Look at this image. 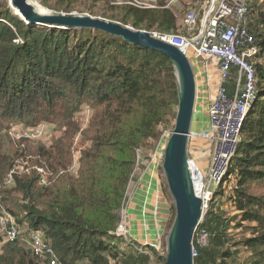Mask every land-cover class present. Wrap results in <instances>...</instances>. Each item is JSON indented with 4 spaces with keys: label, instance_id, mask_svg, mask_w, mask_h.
<instances>
[{
    "label": "trees",
    "instance_id": "16d2710c",
    "mask_svg": "<svg viewBox=\"0 0 264 264\" xmlns=\"http://www.w3.org/2000/svg\"><path fill=\"white\" fill-rule=\"evenodd\" d=\"M261 1L263 10L257 21L249 13V28L260 49L255 63L258 93L226 176L215 187L201 223V228L209 232L210 242L201 247L195 240V264H235L239 250H223L229 243V219H223L216 207V199L224 198L227 188L231 189L227 198L239 214L237 225L251 223V236L242 240L252 252L250 261L264 264V0ZM119 9L122 15L113 11L110 19L124 25L156 29L163 34L185 31L171 9ZM85 101L98 109L86 131L92 145L84 151L79 174L74 177L59 169L70 162L68 149L77 129L71 116ZM177 104L175 68L161 51L92 28L29 26L9 9L0 10V118H30L34 122L62 118L70 127L51 148L42 146L35 152L47 162L50 171L57 170L58 179L40 185L41 175L36 169L17 177L15 188L28 201L22 209L29 226L43 229L62 264H165L166 256L154 257L156 251H150V256L136 253L130 245L122 247L113 232L137 150L147 139L157 137L158 126L176 116ZM11 166L0 139V186ZM231 176L235 180L233 187L227 184ZM0 264H38V260L20 242H10L0 253Z\"/></svg>",
    "mask_w": 264,
    "mask_h": 264
},
{
    "label": "built area",
    "instance_id": "2783aa9c",
    "mask_svg": "<svg viewBox=\"0 0 264 264\" xmlns=\"http://www.w3.org/2000/svg\"><path fill=\"white\" fill-rule=\"evenodd\" d=\"M175 1L112 0V4L152 10L172 9ZM249 6L250 0H207L201 19L198 18L195 9L187 12L184 19L187 33L152 32L156 38L184 51L195 70L196 65L200 64L204 71L203 83L206 86L209 100L207 110L209 123L204 130L192 131L189 140L191 138L206 140L215 147L216 155L206 173L194 159L189 158V162L194 167L198 181H200L197 192L203 199L205 212L209 207L215 187L226 176L230 161L236 153L247 114L258 93L255 63L260 49L256 36L249 28ZM46 128L45 124H37L25 129L14 130L11 134L15 141L36 140L44 135ZM172 131V129L163 130L158 150L163 140L168 141ZM165 145H163V150ZM140 153L141 149H138L137 155ZM75 167L76 164H73L70 168L75 169ZM36 169L41 175L40 184H48L51 171L46 166H37ZM63 172L64 170L61 171ZM16 173L15 168L9 171L5 180L6 185H14V174ZM133 177L134 175L128 185L119 211V222L113 233L122 239L126 246L130 245L136 253L151 256V253L147 251L148 246L158 249L159 244L147 241L148 246L143 247L145 244L142 240L131 235V223L128 219L130 213L125 204ZM203 218L199 221L194 233V258L198 255L195 240L201 247L207 246L210 242L209 232L201 228ZM19 225L20 222L12 213L0 214V253L6 244L20 242L34 254L38 264H62L51 239L46 236L43 229L36 230L28 226L25 231H22ZM151 264L156 263L152 261Z\"/></svg>",
    "mask_w": 264,
    "mask_h": 264
},
{
    "label": "rangeland",
    "instance_id": "374dc122",
    "mask_svg": "<svg viewBox=\"0 0 264 264\" xmlns=\"http://www.w3.org/2000/svg\"><path fill=\"white\" fill-rule=\"evenodd\" d=\"M34 1L38 9L51 12L53 14L64 13L67 15L91 16L116 22L119 21L110 19L112 12L114 11L116 14L119 13V16L122 15L120 14L122 10L119 9L121 6H114L112 4V0ZM206 1L207 0H176L174 2L173 8L171 10L175 13L178 24L180 27H182V30H186L184 28V19L189 10L195 9L198 13V18L201 19L203 17V7ZM250 4L252 19L257 21V17L261 15V10H263V3L261 0H250ZM6 8L12 11V13L17 17H20L19 15L15 14V11L11 8V0H0V10H5ZM128 26L136 29L131 24H128ZM146 31H149L150 33L159 32V30L156 29H150ZM177 33L185 34L187 31H178ZM193 59L196 61L195 58ZM196 68H198V65H196ZM197 80L199 81V79ZM201 105V102H199V107L195 109L192 131H194V128L195 130L198 129L197 127L203 125L202 123L206 122L207 115L206 113H201ZM96 109L98 108L85 101L71 116V121L77 127V129L72 135L71 145L68 149L70 162L67 161L66 163L69 162L68 165L59 169L64 170V174L74 177H77L79 174L83 153L92 145V140L88 138V133L86 131L89 129L90 122L96 112ZM177 110L178 104L176 106V114ZM175 119L176 116H170L168 121L163 122L161 126H158L157 137L147 139L145 141L146 143L139 147V149H141V153L137 155V159L132 170V175H134V177L131 181L125 204L130 213V215L128 214L129 222L132 225L133 221V226L136 228L139 225V214H141V210H143V212L146 214H150V222L152 223V228L154 231L145 236V240H141L142 243L145 244L143 247L148 246L146 245L147 241H153L154 243L159 244L158 249H155L151 246H148L151 250L147 248L148 252L151 251L152 253L153 251L154 253V251H156L154 253V257L156 254H162L163 256H166L168 238L176 216L175 202L169 191L166 176L162 167L165 153V149L163 150V145L167 144L168 141L166 142V140H163L160 150L157 149L163 130H173ZM63 121L64 120L62 118L54 121L48 118H42L37 122L32 121L30 118L24 120L12 118L5 119L3 117L0 118V139L4 149L7 151L8 158L10 159V163L12 165L11 167L17 170V173L14 174V185L8 186L3 181L2 185L0 186V214L7 212L16 216V219L18 222H20L19 226L22 231H25L30 225L26 218V212L22 209V205L27 204L28 201L24 199L22 192L15 190L16 178L21 177L31 171H37V166H47V162L38 158V155H36L35 152H37L42 146L51 148L57 140L63 138L68 133L70 127H68L69 125L65 124ZM37 124H45L47 127L44 135L39 139H21L19 141H15L12 137L11 133L14 132V130L25 129ZM215 155V147L206 140L198 138H191L189 140L188 156L189 158L197 161V163L203 167L205 173L213 162ZM73 164H76L75 169L70 168ZM55 171L57 172V170ZM55 171L51 170V176H48L50 184L55 182L58 179V176H60L57 175L55 178ZM234 182V176H231L229 177V182L227 184L233 187ZM226 190L228 193L223 196L224 198L220 196L216 199V207L219 209L221 216H223V219L225 218V220L229 219V226L227 227L226 231L229 243L223 247V250H227L228 248L233 251L239 250L237 253H235V262H233L235 264H252L250 261L252 252L247 249L242 242L243 238L251 236V223L244 222L242 226L237 225L240 223V218L238 217L239 214L236 212L235 208H233L232 204L227 198L228 194L231 192V189L227 188ZM150 205L151 207H149ZM137 229L139 230V228ZM117 239V242H120L122 247L125 246L122 239L119 237H117ZM22 246L24 245L22 244ZM229 261L232 262V259ZM157 262L161 264L163 263L162 261ZM76 264L80 263L77 262Z\"/></svg>",
    "mask_w": 264,
    "mask_h": 264
},
{
    "label": "water",
    "instance_id": "95a60500",
    "mask_svg": "<svg viewBox=\"0 0 264 264\" xmlns=\"http://www.w3.org/2000/svg\"><path fill=\"white\" fill-rule=\"evenodd\" d=\"M29 26L49 28H92L122 37L124 40L169 57L174 65L178 86V110L172 134L166 144L163 171L174 199L176 216L168 238L165 264H195L194 233L205 216L203 199L198 194L190 171L188 143L197 104V78L193 64L179 47L153 36L146 30L133 29L120 22L91 16L39 13L30 0H11Z\"/></svg>",
    "mask_w": 264,
    "mask_h": 264
},
{
    "label": "crops",
    "instance_id": "0c3cea01",
    "mask_svg": "<svg viewBox=\"0 0 264 264\" xmlns=\"http://www.w3.org/2000/svg\"><path fill=\"white\" fill-rule=\"evenodd\" d=\"M198 65V68H196L195 72H196V76H197V79H199L198 81V97H197V107L199 102H201V108H200V111L201 113H206V122L202 123L203 125H200L199 127H197L198 129L194 130L195 131H201V130H204L207 128L208 126V123H209V117H208V104H209V100H208V97H207V90H206V86L204 85L203 83V80H204V71H203V68L200 64H197ZM215 68V66H214ZM201 94V95H200ZM208 100V102H207ZM147 202V201H146ZM148 203V202H147ZM151 207V205L149 206ZM143 210H141V214H139V225L137 228H139V230L133 226V221H132V225H131V235L137 239H143L144 240V237L147 236L148 234L152 233L154 231V229L152 228V223L150 222V214H146V213H142ZM133 220V218H132Z\"/></svg>",
    "mask_w": 264,
    "mask_h": 264
},
{
    "label": "bare ground",
    "instance_id": "6f19581e",
    "mask_svg": "<svg viewBox=\"0 0 264 264\" xmlns=\"http://www.w3.org/2000/svg\"><path fill=\"white\" fill-rule=\"evenodd\" d=\"M30 2L34 5V7L36 8V10L39 12V13H41V14H45V13H47V11H44V10H41V9H38L37 8V5H36V3H35V1L34 0H30ZM11 8L15 11V13L17 14V15H19L20 16V13H19V10L16 8V7H14V6H12V4H11ZM40 10V11H39ZM42 11V12H41ZM22 19L24 18V17H22V16H20ZM189 165H190V171H191V174H192V177H193V180H194V183H195V185H196V190L198 191V188H199V186H200V181H198V177H197V174H196V171H195V169H194V167L190 164V162H189ZM145 177V176H144ZM151 181V180H150ZM155 190V189H154ZM141 193V192H140ZM159 209H161V208H159ZM160 233V232H159ZM170 235V234H169ZM153 239V238H152ZM145 240V239H144Z\"/></svg>",
    "mask_w": 264,
    "mask_h": 264
}]
</instances>
